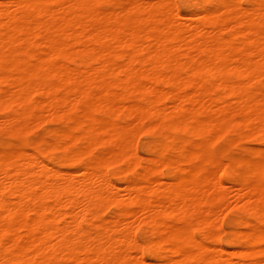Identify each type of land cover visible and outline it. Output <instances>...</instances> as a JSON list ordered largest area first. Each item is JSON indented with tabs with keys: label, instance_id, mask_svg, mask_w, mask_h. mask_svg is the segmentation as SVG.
<instances>
[{
	"label": "bare ground",
	"instance_id": "1",
	"mask_svg": "<svg viewBox=\"0 0 264 264\" xmlns=\"http://www.w3.org/2000/svg\"><path fill=\"white\" fill-rule=\"evenodd\" d=\"M98 1L0 0V110L15 104L24 122L31 111L80 109L61 129L60 147L78 139L87 155L102 147L74 172L55 169L38 150L0 152V264H264V151L227 156L226 178L242 177L231 189L208 143L192 140L237 126L264 138V0H214L191 16L169 0H123L107 9ZM123 111L126 119L117 120ZM148 113L151 126L167 128L172 141L174 157L163 159L159 146L150 158L169 171L168 182L150 176V164L136 169L142 164L132 134ZM112 162H124L133 179L111 181ZM227 194L256 213L240 222L235 243L245 248L236 255L258 260L228 257L230 251L197 240L186 223L218 219L214 211L227 204L214 211L205 204ZM107 202L131 207L99 220L96 208ZM136 221L156 234L150 260L133 238Z\"/></svg>",
	"mask_w": 264,
	"mask_h": 264
},
{
	"label": "rangeland",
	"instance_id": "2",
	"mask_svg": "<svg viewBox=\"0 0 264 264\" xmlns=\"http://www.w3.org/2000/svg\"><path fill=\"white\" fill-rule=\"evenodd\" d=\"M122 1L123 0H104V1H98L96 4L99 9H104V8L107 9L113 5L115 6L116 4H121ZM146 1H155V0H146ZM169 1L173 2L171 3L174 5V8H176V11L181 16H189V15L191 16V14L197 12L200 8H203V7L211 8L215 5L214 0H169ZM188 2L189 4L187 5ZM243 5L248 6V4L245 2H243ZM189 20L192 21V24L202 23L200 19L197 20V19H188V18L186 19L185 18V22L190 23ZM203 26H205L206 29L209 28V25L205 22L203 23ZM226 33H229V32H225V34ZM231 37H233L234 40H236L237 38L234 35H231ZM34 49L37 50L39 49V47L35 46ZM66 62L72 65V63H70L71 60L68 57H66L65 63ZM249 90L251 93H255L258 90V86H256L255 84H252L250 85ZM137 100L140 101L139 98ZM16 109H17V106L15 104H12L7 109L0 110V119L3 121V125H5V126L2 125L1 127L2 121L0 120V123H1L0 124V144H1L0 152H3L4 150L9 149V147L21 148L27 152L32 151V150L34 151L38 150L40 151L42 155V159L45 162L50 163L52 167H54L55 169L64 171V172L65 171L74 172V171H77L79 167H81V164L79 163H82V161L87 160L88 157L96 156L102 149V147L96 146L89 153V155H87L82 150L83 142L80 139L74 140V141L72 140L65 141V142H68V146L60 147L61 146L60 144L61 143L60 141L61 131L67 128L68 125L70 124L69 123L70 119L68 117L74 114H75L74 115L75 117H80V112H79L80 109H77V110L75 109L71 112L69 111L68 113L65 110H64L65 113L61 112V110L58 111V113L55 111L56 112L55 113L52 110L57 115H55L51 110H48V112L51 111L50 113H48L47 111H42V113L47 112V114L50 116L44 113L42 114L41 111L40 112L31 111L28 114L27 118L24 119L25 120L24 122L26 123L21 122L22 120L19 119L20 112H15ZM40 113L42 114V116H40ZM124 114L125 116H123ZM149 114L151 113H148L146 119L144 120L145 122H144V125L142 126L143 128L139 129L141 130L139 131L140 133L138 132V130H136L132 134V139L134 138V140H132L134 141L133 147L135 146L134 151L142 164V166H138L136 169L142 173L144 172V168L150 164L153 169L149 173V175L152 176L154 179L159 180L160 182H168L170 180L169 171L163 168L160 162H151L150 158L153 157L154 148L157 149L159 148V146L160 147L163 146L162 151H161V157L163 159L167 157H174L175 152L172 151V146H171L172 141L170 142L169 140H166V135H168L169 133L167 128L165 127L159 128V127L151 126V124L154 122L153 121L154 116L153 114L152 115H149ZM45 115H46V118L48 117V119L45 118ZM117 115H118L116 116L117 120L118 118L120 121H122L123 119H126L125 111ZM36 116H39V117H36ZM12 117L16 119V122H14L15 120ZM7 118L11 121V124H8ZM10 118H12L13 121ZM37 120H38V124H35V122L37 123ZM46 120H48L49 122L48 121L45 122ZM4 121L7 124H5ZM27 121H29L28 123H31L32 125L28 124ZM31 121L32 122L34 121V122L32 123ZM20 123L24 125L22 126V124ZM71 132L73 134H77V131L75 129L71 130ZM248 135L249 133H247L246 130H244L241 126H237L234 129L227 128L224 132L220 133L216 137H207L205 139L202 136V137H197V138L195 137L192 139L196 142H204V143L207 142L208 143L207 147H208V152L210 156H212L214 159L220 162V168H223L222 170L220 169V171H218V174H220V178L222 179V183L227 187L229 186V188L231 189L232 187H230V185L233 186V188H236V185L237 186L240 185L242 177L238 178L237 176H235L232 178H226L224 173L226 172L227 169L230 170L229 165L227 164L228 163L227 156L232 155L235 157H246L252 150H258V152L264 151V138H262V136L258 134H250L251 136L250 135L248 136ZM247 147L248 149H246ZM249 147H252V149ZM224 162L226 163L223 164ZM223 165L224 167H222ZM125 166L126 165L124 162H114V163L112 162L111 164H109L107 170H108V175L110 177V180L118 185H123L126 181H128V179L132 180L133 179L132 171L130 169L127 170L126 168H128V166L126 167ZM236 170L240 174L239 176H244L242 166L238 165L236 167ZM116 172L117 174H115ZM261 177L264 180V170L261 174ZM234 190L232 191L230 190V192L233 193ZM227 195L228 197L224 199H216V200L214 199L215 201L213 199H210L205 204L206 208L209 207L211 211L213 209L216 210V208L218 209L219 206L223 207V205L225 206L227 204L228 207H226L225 209L226 211H223L221 207L220 209H222V211L218 209V212L221 211L220 213L215 212L213 210L214 213H216L213 215L214 217L216 215L215 219L218 218L217 214H219L218 216L220 219L218 218L214 220L213 222L209 223L208 225L206 224L203 225V223H200L196 219H193V218L186 221V223L187 225H189V228L192 230L197 240L201 241L203 244L207 246L209 245L219 246L224 251H226V253L230 251L228 252V254H226L228 257L230 256L234 260L241 259L247 262L258 260L260 256H257V255H254V256L252 255L251 256H240L238 254L236 255L237 251L242 250V249L244 250L245 248L235 243V240H236L235 234L237 233V231L244 230V228L240 225V222H243V221L250 222V221L256 220L257 218L256 213L249 207L244 206L242 203L240 202H238L240 204L236 203L237 201L234 198L233 199L235 200V202L233 203L234 201L232 199L233 194L231 195V197L229 196L230 194H227ZM227 198H231V199L227 200ZM227 201H229V203L231 202L232 204L228 205V203H226ZM109 203L110 205L108 206ZM130 207L131 206L128 207L126 205H122L116 202H107L101 206H98L96 208V211L98 215L100 214L98 216L99 220L109 221L110 218L115 217L116 215H120L123 212V210L129 209ZM137 223H136V227H134L135 224L132 225L131 230L133 231L132 232L133 238L136 239L139 242V244H141V247L143 249L142 256L145 259L150 260L147 254V250L150 246L149 245L150 241L155 238L156 234L154 233L153 226L151 224L139 222L138 223L139 225L137 227ZM214 224L218 226H215ZM259 225L262 228H264V221H261ZM82 226L86 229L90 228L89 224H87L86 222H83ZM231 252H233V254H231ZM156 254L159 256L158 258L162 260V256L165 254V252L163 249L160 248V250L158 249L156 251Z\"/></svg>",
	"mask_w": 264,
	"mask_h": 264
}]
</instances>
